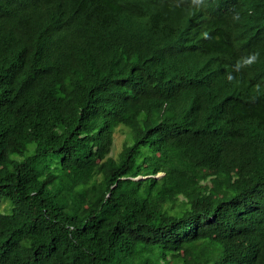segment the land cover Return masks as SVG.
<instances>
[{"label":"trees","instance_id":"obj_1","mask_svg":"<svg viewBox=\"0 0 264 264\" xmlns=\"http://www.w3.org/2000/svg\"><path fill=\"white\" fill-rule=\"evenodd\" d=\"M166 2L0 0V264H264V0Z\"/></svg>","mask_w":264,"mask_h":264},{"label":"clouds","instance_id":"obj_2","mask_svg":"<svg viewBox=\"0 0 264 264\" xmlns=\"http://www.w3.org/2000/svg\"><path fill=\"white\" fill-rule=\"evenodd\" d=\"M123 1L117 3L119 8L122 5ZM147 2V0H126V4L129 7H137L139 4ZM222 0H167L164 6L161 7V10L165 8L171 10L175 8L179 3L185 6H191L195 9H198L203 15L209 14L212 10L219 8ZM240 36L245 43V45H252L251 37L248 33H246L243 29L239 28ZM256 54L250 56L247 60L244 61L245 64H251L256 60Z\"/></svg>","mask_w":264,"mask_h":264},{"label":"rangeland","instance_id":"obj_3","mask_svg":"<svg viewBox=\"0 0 264 264\" xmlns=\"http://www.w3.org/2000/svg\"><path fill=\"white\" fill-rule=\"evenodd\" d=\"M126 138V129L125 128H119L114 135V141L113 146L111 150V156L116 157L117 153L120 151L123 141ZM159 176V174L157 175Z\"/></svg>","mask_w":264,"mask_h":264},{"label":"bare ground","instance_id":"obj_4","mask_svg":"<svg viewBox=\"0 0 264 264\" xmlns=\"http://www.w3.org/2000/svg\"><path fill=\"white\" fill-rule=\"evenodd\" d=\"M38 1V0H37ZM34 2V1H33ZM23 3V2H22ZM33 5V4H32ZM18 6V5H17ZM16 6V7H17ZM44 7H46V6H44ZM5 10V9H4ZM21 10V9H20ZM92 10V9H91ZM215 10H217V8L216 9H214V11ZM12 11V10H11ZM42 19V18H41ZM62 30V29H61ZM102 32H103V30H102ZM44 35V34H43ZM51 47V46H50ZM54 48V47H53ZM23 53V52H22ZM16 54H17V52H16ZM67 56H65V58H66ZM67 60V59H66ZM63 61V60H62ZM21 63V62H20ZM19 65V64H18ZM66 66V65H65ZM19 68V67H18ZM55 68V67H54ZM66 68H67V66H66ZM223 211V210H222Z\"/></svg>","mask_w":264,"mask_h":264},{"label":"water","instance_id":"obj_5","mask_svg":"<svg viewBox=\"0 0 264 264\" xmlns=\"http://www.w3.org/2000/svg\"><path fill=\"white\" fill-rule=\"evenodd\" d=\"M138 178H143V177H137V178H134V179H138Z\"/></svg>","mask_w":264,"mask_h":264}]
</instances>
